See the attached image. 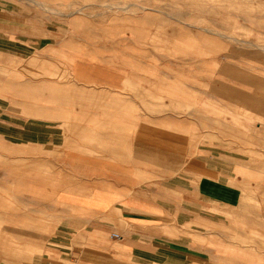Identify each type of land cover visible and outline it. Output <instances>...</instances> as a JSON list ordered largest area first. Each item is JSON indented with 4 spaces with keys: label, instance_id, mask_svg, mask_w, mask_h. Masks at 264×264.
<instances>
[{
    "label": "crops",
    "instance_id": "0c3cea01",
    "mask_svg": "<svg viewBox=\"0 0 264 264\" xmlns=\"http://www.w3.org/2000/svg\"><path fill=\"white\" fill-rule=\"evenodd\" d=\"M107 1L0 0V264H264V0Z\"/></svg>",
    "mask_w": 264,
    "mask_h": 264
},
{
    "label": "rangeland",
    "instance_id": "374dc122",
    "mask_svg": "<svg viewBox=\"0 0 264 264\" xmlns=\"http://www.w3.org/2000/svg\"><path fill=\"white\" fill-rule=\"evenodd\" d=\"M210 0H201V2H208ZM217 2H224V0H216ZM170 2V10H169V15L170 17L173 18H180V6H178V4H180V0H169ZM105 6H100L98 7V10L95 9H88V6H75L74 9L72 10V13L74 15V17H80V16H84V17H96V18H105V17H112V16H116L117 13H119L118 11H120L118 9V5L116 0H112V1H107L104 2ZM126 11V10H125ZM124 13H127V11ZM263 47H261L262 49ZM42 72H46L44 74L40 76H36L33 77V71L28 72V74L25 75V77H22L21 75L18 76L19 79H16L15 81L20 79L24 80V78H27L28 81H32L33 78H35V81H39V83L42 85L40 90L37 91L39 97H38V102L36 101L37 99H33L31 97V91L26 92L29 96H27L26 100H23L22 97H20L17 92H12V94H14V97L16 99H21L19 102H15L13 106H9V111L11 113H14L15 115H17L20 118H25L26 120L28 119H32V118H39V119H43V120H48L49 119V113L51 108H49L48 106V100H49V90L48 87L46 86V82H48V68L43 66L41 67ZM22 77V78H21ZM60 77H64L62 75L57 76V81H61L62 79H60ZM15 78H17V76L15 75ZM64 79V78H63ZM62 92H57V97H63V93L60 96ZM170 110H176V108H174V106H170ZM156 190L158 192H161L163 194H173V192H169V193H165L164 189L161 188H156Z\"/></svg>",
    "mask_w": 264,
    "mask_h": 264
},
{
    "label": "built area",
    "instance_id": "2783aa9c",
    "mask_svg": "<svg viewBox=\"0 0 264 264\" xmlns=\"http://www.w3.org/2000/svg\"><path fill=\"white\" fill-rule=\"evenodd\" d=\"M112 238L115 239L116 241H122V236L120 234L114 233L112 234Z\"/></svg>",
    "mask_w": 264,
    "mask_h": 264
}]
</instances>
